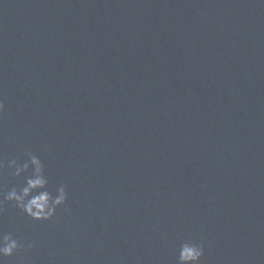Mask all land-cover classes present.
I'll use <instances>...</instances> for the list:
<instances>
[{
  "label": "water",
  "instance_id": "95a60500",
  "mask_svg": "<svg viewBox=\"0 0 264 264\" xmlns=\"http://www.w3.org/2000/svg\"><path fill=\"white\" fill-rule=\"evenodd\" d=\"M0 102V159L68 193L3 204L5 264H264L261 0H0Z\"/></svg>",
  "mask_w": 264,
  "mask_h": 264
},
{
  "label": "clouds",
  "instance_id": "9594fccd",
  "mask_svg": "<svg viewBox=\"0 0 264 264\" xmlns=\"http://www.w3.org/2000/svg\"><path fill=\"white\" fill-rule=\"evenodd\" d=\"M4 108L3 102H0V113L4 112ZM5 167L11 170L14 177H23V183L14 184L6 191L0 188V208L5 202H10L31 219L48 221L66 203V186L58 185L54 193L49 190L45 164L38 155L27 152L25 159H9L6 163L0 159V172ZM34 246L31 240L22 242L11 233L0 232V264H5V258L12 257L18 251L31 250ZM203 256L202 243L184 241L179 246L176 264H201Z\"/></svg>",
  "mask_w": 264,
  "mask_h": 264
}]
</instances>
